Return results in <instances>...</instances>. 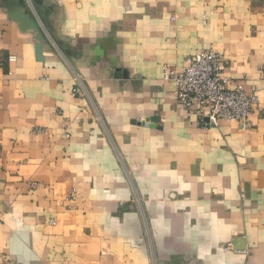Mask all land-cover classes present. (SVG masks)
I'll list each match as a JSON object with an SVG mask.
<instances>
[{
	"label": "crops",
	"instance_id": "obj_1",
	"mask_svg": "<svg viewBox=\"0 0 264 264\" xmlns=\"http://www.w3.org/2000/svg\"><path fill=\"white\" fill-rule=\"evenodd\" d=\"M203 51L247 126L164 79ZM0 264H264V0H0Z\"/></svg>",
	"mask_w": 264,
	"mask_h": 264
},
{
	"label": "built area",
	"instance_id": "obj_2",
	"mask_svg": "<svg viewBox=\"0 0 264 264\" xmlns=\"http://www.w3.org/2000/svg\"><path fill=\"white\" fill-rule=\"evenodd\" d=\"M229 61L214 51H203L186 59L182 70L166 69L164 79L173 83L174 95L187 116L195 115L204 126H217L221 121L247 126L258 98L244 87L231 86L225 73Z\"/></svg>",
	"mask_w": 264,
	"mask_h": 264
},
{
	"label": "water",
	"instance_id": "obj_3",
	"mask_svg": "<svg viewBox=\"0 0 264 264\" xmlns=\"http://www.w3.org/2000/svg\"><path fill=\"white\" fill-rule=\"evenodd\" d=\"M135 124H138V125H150V120H141V121H135L134 122ZM151 126H154V125H151Z\"/></svg>",
	"mask_w": 264,
	"mask_h": 264
}]
</instances>
